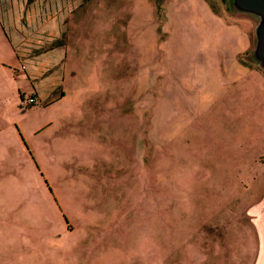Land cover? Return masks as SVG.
Here are the masks:
<instances>
[{
	"label": "rangeland",
	"instance_id": "rangeland-1",
	"mask_svg": "<svg viewBox=\"0 0 264 264\" xmlns=\"http://www.w3.org/2000/svg\"><path fill=\"white\" fill-rule=\"evenodd\" d=\"M235 8L0 0V264H264V67Z\"/></svg>",
	"mask_w": 264,
	"mask_h": 264
},
{
	"label": "water",
	"instance_id": "water-1",
	"mask_svg": "<svg viewBox=\"0 0 264 264\" xmlns=\"http://www.w3.org/2000/svg\"><path fill=\"white\" fill-rule=\"evenodd\" d=\"M231 2L236 7L235 10L258 16L253 54L257 62L264 67V0H231Z\"/></svg>",
	"mask_w": 264,
	"mask_h": 264
},
{
	"label": "crops",
	"instance_id": "crops-1",
	"mask_svg": "<svg viewBox=\"0 0 264 264\" xmlns=\"http://www.w3.org/2000/svg\"><path fill=\"white\" fill-rule=\"evenodd\" d=\"M33 5L31 3L32 7H33ZM32 7H31V9H32ZM6 14L9 15L10 17L12 15L11 13H7V12H6ZM10 21L13 22L11 19H10ZM13 24H14V22H13ZM19 40H20V37H19ZM262 155H264V151L259 156V160L264 164V160H262L260 158ZM263 175H264V173H263ZM263 183H264V181H263ZM255 201H256V203H255L256 205L254 206V209H253L254 214L250 215V216H253V217H257L258 216V214L260 213V207L264 208V184H263V193L260 196H257ZM249 222L251 223V225L253 224V227L256 230L255 232H256V238H257V249H256L257 257H258L259 254H262V256H263L262 262H264V217L260 218V220H259V223H261V225H262V232H260V230H259V232L262 234L263 242H261V240H262L261 239V234H259V232H258L259 228H257V226H256L255 219H252V218L249 217ZM258 261H255V264H257Z\"/></svg>",
	"mask_w": 264,
	"mask_h": 264
},
{
	"label": "trees",
	"instance_id": "trees-1",
	"mask_svg": "<svg viewBox=\"0 0 264 264\" xmlns=\"http://www.w3.org/2000/svg\"><path fill=\"white\" fill-rule=\"evenodd\" d=\"M34 95H35V94H34ZM34 95L32 94L31 97H34ZM30 102H33V100H32V101L30 100ZM261 159L264 160V155L262 156Z\"/></svg>",
	"mask_w": 264,
	"mask_h": 264
},
{
	"label": "built area",
	"instance_id": "built-area-1",
	"mask_svg": "<svg viewBox=\"0 0 264 264\" xmlns=\"http://www.w3.org/2000/svg\"><path fill=\"white\" fill-rule=\"evenodd\" d=\"M30 100H31V101L34 100V97H30Z\"/></svg>",
	"mask_w": 264,
	"mask_h": 264
}]
</instances>
